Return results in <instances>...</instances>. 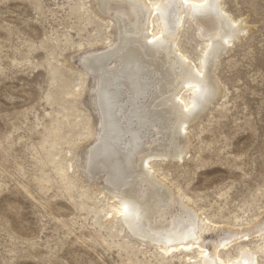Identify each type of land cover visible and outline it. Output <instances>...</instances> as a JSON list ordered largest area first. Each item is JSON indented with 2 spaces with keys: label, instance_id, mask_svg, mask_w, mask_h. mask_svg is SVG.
Returning a JSON list of instances; mask_svg holds the SVG:
<instances>
[{
  "label": "bare ground",
  "instance_id": "bare-ground-1",
  "mask_svg": "<svg viewBox=\"0 0 264 264\" xmlns=\"http://www.w3.org/2000/svg\"><path fill=\"white\" fill-rule=\"evenodd\" d=\"M74 5L100 34L75 40L68 32L57 45L62 58L52 63L47 97L63 111L47 131L66 139L54 162L58 181L90 203L120 246L163 264H264V213L245 223L213 221L159 163L189 155L188 129L222 94L216 70L251 29L246 16L228 11L225 0ZM187 29L198 41L196 58L180 44Z\"/></svg>",
  "mask_w": 264,
  "mask_h": 264
},
{
  "label": "rangeland",
  "instance_id": "rangeland-1",
  "mask_svg": "<svg viewBox=\"0 0 264 264\" xmlns=\"http://www.w3.org/2000/svg\"><path fill=\"white\" fill-rule=\"evenodd\" d=\"M74 1L0 0V264H163L120 246L54 170L67 147L47 131L63 111L47 97L57 45L68 32L75 40L100 34ZM225 6L251 29L220 58L223 92L189 127V155L159 163L206 216L231 225L264 213V0ZM193 38L187 29L180 44L196 58Z\"/></svg>",
  "mask_w": 264,
  "mask_h": 264
}]
</instances>
